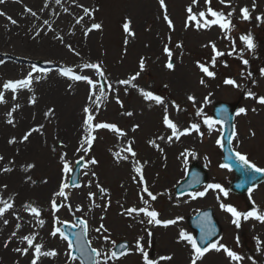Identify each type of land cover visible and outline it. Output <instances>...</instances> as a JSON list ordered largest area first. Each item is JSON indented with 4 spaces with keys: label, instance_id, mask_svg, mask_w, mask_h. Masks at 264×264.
<instances>
[{
    "label": "rangeland",
    "instance_id": "374dc122",
    "mask_svg": "<svg viewBox=\"0 0 264 264\" xmlns=\"http://www.w3.org/2000/svg\"><path fill=\"white\" fill-rule=\"evenodd\" d=\"M230 2L231 9L221 5L219 0H212V6L225 14L235 9L232 17L234 30L230 36L236 41L237 49L231 55H228L231 51L230 41L222 38L218 28L199 31L194 27L185 29V10L191 0H165L167 14L174 23V31L169 30L162 19L164 9L160 7L159 0H61L60 4H56L55 0H4L0 3V12L4 13L0 16V61H3L0 63V84L26 77L33 71V63L42 62L47 67L44 69L46 71L34 72L31 91H20L15 100H12L10 92H5L7 103L0 104V156L4 158L0 161V198H14L13 210L5 215L9 223L4 225L0 221V264H28L29 256H21L13 251L15 247L26 246L16 238H11L7 248L3 247L17 223L21 225L18 236L38 233L36 242H43L45 250L54 249L59 253L54 259L42 258L43 264H78L69 262L65 256L64 253L68 251L67 243L50 235V230L57 225L50 211V199L58 191L61 182L68 183L70 177V173L62 171L61 156H64L71 168L80 157L85 160L95 158L98 161L97 165H89L83 170L80 189H67L69 201L64 203H70L73 209L77 205L84 206L83 211L73 214L67 208H61L55 214L59 217V224L73 223L76 217L87 220L90 228L89 241L94 248L102 252L112 249V244L103 240L104 235L110 234L116 245L125 240L137 243L143 237L141 243L154 260L161 255H171L172 261H162L161 264H190L191 249L184 242L177 243L179 233L186 230L187 214L194 215L199 209L211 207L224 227L223 238L218 244L226 245L242 255V264H252L253 260L256 264H264V224L251 219L242 220L241 226L236 228L231 223V216L220 208V204L224 203L241 212L251 211L253 206L264 212V184L251 193V199L249 195L236 197L230 193L229 184L234 175L220 167L222 151L221 145L216 143L220 140L221 128L214 125V130L209 135L208 127L203 122L205 118L212 120V106L216 102L241 101L240 108H246L247 115H236L233 149L246 154L256 166L264 168V105L248 96L251 92L257 99L264 97V24L255 20L257 15L264 14V0H255V11L252 12L253 18L250 21H242L239 10L244 6L251 10L253 0ZM79 5L92 11L94 19L85 17L81 24H76V19L83 15V9ZM203 5L204 0H200L193 11L203 10ZM26 9H31L37 15L32 16ZM9 17L16 23L12 24ZM45 20L48 25L44 24ZM125 20L131 21L134 37L124 33L122 25ZM92 23H100L102 29L93 30L85 36V27ZM49 25L52 30H49ZM37 31L40 35H36ZM248 33L253 36L256 45L254 51H248L239 40L240 35ZM57 36L63 37V43L56 39ZM211 43H215L225 53L217 58L214 67L211 66V47L204 46ZM166 44L173 52L174 71L164 66L167 57L163 48ZM177 44L182 47H176ZM66 45H71L79 55L70 52ZM241 52L243 58L249 61L247 66L241 62ZM141 59L144 60L145 71L134 81L138 87H129L126 94L125 86L116 84V81L127 79L138 72ZM85 62L100 63L107 81L118 90L109 92L105 84L107 99L101 104L96 121L116 124L127 133L118 138L110 131L99 130L95 133L97 139L93 148L87 154L78 152L77 149L83 135V108L88 106L89 86L61 77L58 72V69L71 67L77 73L89 75L94 81L99 80L92 70L81 72L79 66ZM197 62L206 63L216 74L215 79L204 76L197 68ZM202 78L205 80L204 85L200 84ZM225 79H234L238 87L225 85ZM100 83L103 84L104 81ZM139 89L159 94L168 106L170 119L181 129L198 123L203 136L193 132L179 140L174 139L172 143L157 139L161 135H170V130L162 123L164 105L145 100ZM161 89L163 92H159ZM117 95L123 102V107L116 103ZM188 95L196 97V105L187 100ZM33 96L36 98L35 104L30 102ZM205 97H208L207 103H204ZM171 101L180 105L179 113L171 106ZM15 105L19 107L12 113L14 124L10 125L6 122L7 113ZM197 108H202V115H196ZM49 109H54V112L45 116ZM127 111H131L133 115H124ZM136 124L140 127L133 132L132 127ZM33 128H39V131L33 132L28 141L21 142L23 135ZM12 139L16 143L10 144ZM150 140H156L163 153L151 147L148 143ZM129 142H133V149L139 152L143 162L164 160L163 163L159 161L157 171L153 166L149 167L147 162L144 163L143 172L148 177L167 173L171 178L180 174L181 177L176 178L180 181L183 175L185 177L184 164L198 162L207 167L210 184H220L228 192V196L209 190L203 198L191 197L179 201L167 196V189H170L172 181L167 183V179L148 178L150 189L163 197L151 203V206L157 208L161 220L175 219L177 223L161 229L160 226L156 228L146 222L139 223L142 219L146 220L144 216L130 218L120 215L123 208L115 196L117 193L124 196L134 172L131 158L117 164L112 153L120 151ZM142 152L145 159L142 158ZM182 152L189 154L186 162L180 155ZM28 164H35V167L25 170ZM5 166L12 168V171L3 172ZM93 172L96 173L95 176L92 175ZM97 183L108 192V200H98L97 195L95 203L100 204V208L92 207V202L88 199L89 192L98 194ZM3 185H7V188L4 189ZM132 188V200L128 202L130 205L139 201L138 194L134 195ZM56 199L62 202V198ZM109 199L110 207L105 212L103 205ZM25 203H32L42 211L40 218L45 220L42 228L33 217L23 211L22 205ZM12 212H16L21 219L17 221ZM101 216H104L103 220L100 219ZM101 223L109 230L107 233L95 231ZM148 231L153 233L151 237L148 236ZM257 238L262 242L260 250L257 249ZM134 250L136 251V247ZM131 256L110 264H129L137 256L142 258L138 252ZM141 262L143 264V260ZM134 264H140L139 260L137 263L134 261ZM198 264H229V261L223 252L209 251Z\"/></svg>",
    "mask_w": 264,
    "mask_h": 264
},
{
    "label": "snow or ice",
    "instance_id": "6c2138e0",
    "mask_svg": "<svg viewBox=\"0 0 264 264\" xmlns=\"http://www.w3.org/2000/svg\"><path fill=\"white\" fill-rule=\"evenodd\" d=\"M4 0H0V3H3ZM56 4H60L61 0H55ZM200 0H191V4H189L186 8V19L184 22L185 29L189 27H194L197 31L199 30H210L212 27H216L220 30L222 33V38L225 40L230 41L231 45V51L228 53V55H231L233 52H236L237 45L236 41L231 38L230 34L234 30V25L232 23V17L235 13V9H232L225 14L223 11L216 10L212 6V0H204L203 10H199L194 12L193 8L194 6L198 5ZM219 3L221 5H224L225 7H228L231 9V2L230 0H219ZM160 7L164 9V13L162 16L163 21L166 23L169 30L174 31V23L170 19L169 15L167 14V7L165 4V0H159ZM45 7H47V4H45ZM83 9V15L79 16L76 19V24H81L82 21H84L85 17H88L90 19H94L93 12L90 11L88 8L84 7L83 5H79ZM26 11L30 12L32 16H36V12L32 11L31 9H26ZM67 11V9H65ZM255 11V0H253V6L250 10L249 7L244 6L240 8L239 10V17L242 21H250L252 20V12ZM4 15V13L0 12V16ZM9 20L12 24H15V20H11L9 17ZM255 20L260 22L261 24H264V14L257 15L255 17ZM45 25H48V21H44ZM123 31L127 34V36L134 37L135 33L131 29V21L125 20L123 25ZM102 25L100 23H92L90 26L85 27L84 29V35L87 36L90 32L93 30H101ZM49 30L51 29V26L49 25ZM36 35H40V32L37 31ZM56 39H59L63 43V37L57 36ZM171 38L169 37V40ZM240 42L243 44V46L248 51H254L256 45L253 39V36L251 33L243 34L239 36ZM127 43V40H125V44ZM68 47V50L70 52H73L76 55H79L78 52H75V49L72 48L71 45H66ZM205 47L210 46L212 50V57H211V66L214 67L217 58L222 57L225 55L224 52L220 51L215 43H211L210 45H204ZM176 47H182L181 44H177ZM163 52L165 56L167 57V61L165 63V68H167L170 71L175 70V64L173 62V52L166 44L163 48ZM240 59L241 62L247 66L249 61L247 59L243 58V52L240 53ZM0 63H3V61H0ZM197 68L199 71L206 77L210 79H215V73L210 70L209 66L206 63H200L197 62ZM81 68V72L84 70H92L95 72V74L99 77V80H93L89 75L85 74H78L73 68L71 67H65L62 69H58L59 75L61 77L67 78L68 80H71L73 82H83L89 86L88 89V106H85L83 108L84 117L82 120V128H83V135L79 143V148L77 149L78 152H83L87 154L90 152L93 148V144L97 139V136L95 135L96 132L99 130H107L112 133H114L118 138L124 137L127 135L126 132H124L122 129H120L116 124L108 123V122H97L96 121V114L99 112V109L101 107V104L107 99V94L105 92V84L107 85L108 91H118L117 89L113 88V85L109 83L106 79L105 72L101 66L100 63H91V62H85L82 65L79 66ZM145 63L144 60L141 59L139 61V71L135 74L129 76L127 79H121L116 81V84L125 86V92L127 94V89L130 88H137L138 86L134 83L139 77L142 72L145 71ZM33 71L29 72L26 77L18 79V80H7L4 81L2 84H0V104L7 103L5 99V92H10L12 94V100H15L17 98V94L24 90L28 89L31 91L32 84H33V74L34 72H41L46 71L44 69L38 68L36 65H32ZM262 74H264V70H262ZM250 75V74H249ZM100 81H104L103 84L100 83ZM200 84L204 85L205 80L202 78L200 80ZM225 85L238 87L237 82L234 79H225L224 80ZM71 87V85H69ZM140 95L147 101H154L157 105H164V114L162 117V123L165 128L170 130V135L167 137L161 135L158 136L157 139L159 140H166L167 143H172L173 140H179L181 137L186 135H191L193 132H196L203 136V133H201L200 125L198 123H192L188 127L181 129L179 125L174 122L172 119H170L168 115V106L165 104V101L162 97L159 95L153 94L151 91H146L144 89H139ZM248 96L252 99H256L257 103L264 105V97H259L258 99L253 96L251 92L248 93ZM116 103L119 104L121 107H123V102L119 99V96L117 95L115 97ZM187 100L192 104L196 105L197 100L194 95H188ZM30 102L32 104L36 103L35 96L31 97ZM208 102V97L204 98V103ZM171 106L176 110L177 113L181 111V107L178 103L175 101H171ZM19 107V105L13 106L11 111L7 113V123L10 125L14 124V120L12 118V113L16 111V109ZM252 111H256V109H252ZM54 112V109H49L48 112L45 113V116H50ZM202 108H197L196 115L200 116L202 115ZM127 116H132L133 113L131 111H127L123 113ZM237 116L240 115H247V109L241 107L239 111L236 113ZM204 124L208 127L209 135L214 130V125L220 124V120H211L208 118L204 119ZM40 127H43L42 125ZM140 127L139 124H136L132 127V131L135 132ZM39 128H33L26 132L21 142H26L29 140V137L32 135L33 132H38ZM233 137L236 136V133L233 132ZM253 135H255L253 133ZM10 144L16 143L15 139H12L9 141ZM151 147L157 149L161 153H163V149L160 148V146L156 143V140H150L148 142ZM218 145H221V141L218 139L216 141ZM229 143H231V138L229 139ZM133 142L127 143L126 146L121 147L120 151L113 152L112 155L115 159V162L117 164H120L121 161L127 162L129 160V157L133 158L132 163V171L135 173V175L132 176V180L140 185V194L139 199L141 203L144 205L143 207H128L124 208L123 205H121V208H123V211L120 213L122 216H127L130 218H135L143 214V216L146 218V220H140L139 223H147L152 226H161V227H169L171 225H174L177 223V220L175 219H168V220H161L160 213L156 211L154 208L151 207L148 200H145L144 195L146 194L147 197L150 198L151 201H155L157 199V196L154 195L151 191H149L148 186L146 184L145 178H144V172H143V165L140 163L139 160L135 159L137 157V152L134 151ZM122 153H127V155H122ZM66 155V154H65ZM185 158V162L187 160L188 153L182 152L180 154ZM234 156L236 158V161L239 162V166L245 170H251L254 173H258L261 176H264V168H260L256 166L253 162H251L246 154H242L239 151H236L234 153ZM4 158L0 156V161H2ZM61 160L63 162L62 171L63 173L67 174L72 171V168L70 167L67 160L64 159V156H61ZM76 164L83 165L84 167H88L89 165H97L98 161L95 158H91L89 160H85L84 157H80L76 161ZM35 167V164H28L25 170H30ZM222 168H228L229 166L227 164L220 165ZM3 172H11L12 168L10 167H3ZM87 175V173H85ZM93 176L96 175L95 172L92 173ZM30 179V178H29ZM47 183V181H44ZM91 185L89 184V187ZM69 187L72 188H79L81 187L80 184L73 182L71 185L67 182H61L59 185L58 191H56L53 195V197L50 199V211L54 218V223L59 224L60 220L59 217H57L55 214L60 211L61 208H67L69 212H82L83 208L79 205H77L74 209L73 206L70 203H64L69 201V192L67 189ZM98 189L97 193H88V199L92 202V207L100 208L102 207L100 204L95 203V198L97 195H99V198L103 199L104 197L108 196L107 190L102 187L99 183L96 185ZM3 188L6 189L7 185H3ZM212 190L214 192L222 193L224 197L228 196V192L218 183L216 184H208L204 191H196V192H190L189 195L193 198H203L207 195L208 191ZM249 198L251 199V192L253 189L249 188ZM56 197L62 198V202L58 203ZM219 199V197H217ZM0 221L4 225H7L9 223V220L5 218L6 213H8L10 210H13L14 208V198L10 199H3L0 198ZM108 207H110V199L109 201L103 205V210L106 212ZM220 208L222 211L228 213L231 216V223L235 225L236 228H239L241 226V222L248 221V220H255L261 224H264V212L257 209L255 206H253V209L251 211L241 212L236 207L231 205H226L224 203L220 204ZM23 211L27 212L31 217H33L36 221V224L39 225V227H43L45 224V220L40 218L42 216V211L34 206L32 203H25L22 205ZM91 211V208L89 209ZM12 215L15 217L17 221L21 219V217L16 213L12 212ZM101 220L104 219V216L100 217ZM76 220L78 221V226L81 228L82 233L84 235L87 234L88 227H87V220L82 219L81 217H76ZM65 225H67V222H64ZM77 225H73L75 227ZM21 225L17 223L15 225V230L11 232V237L8 241H6L3 244L4 248L8 247V244L11 242V238H16L20 244L26 245L25 247H15L13 249L14 252L19 253L21 256H29L28 264H43L42 258H56L59 253L54 250H45V245L43 242H36L38 233L29 234V235H20L18 236L17 233L20 231ZM97 233H107L109 230L104 226L103 223L99 225L95 229ZM148 236L151 237L153 233L151 231H148ZM50 235L53 238L59 237L60 239L67 242V248L68 251L65 252V256L68 257L69 262L76 261L78 257L73 254L75 251L73 246V241L69 238V235L65 233V231L61 227H53L50 230ZM213 235V229L208 226L204 225L201 229V243L204 244V247H201L200 244L197 243V241L191 236L186 234L185 232L181 231L179 233V238L177 240V243L179 242H186L188 245H190L191 249V255H190V264H198L199 261H202L206 253L209 251H215L217 253L223 252L226 258L229 261V264H242L244 257L240 254H238L236 251L228 248L226 245L211 243L209 244L208 241L210 240L211 236ZM79 235L77 236V243H79ZM103 240L105 243H111L112 249L101 251L97 248H90V250L85 249V247L81 246L80 251V264H109V261H116L121 259L123 256L128 255L127 251V245H116L115 241H112L109 235H104ZM141 240H143V237H141L139 240H137L136 243V251L141 254L143 264H161L162 261H172L173 256L171 255H161L158 259H152L149 257L148 251L145 250L144 245L141 243ZM261 241L257 238V249L260 250ZM150 246V245H149ZM119 248V250H117ZM31 253V255H29ZM252 264H256V262L253 260Z\"/></svg>",
    "mask_w": 264,
    "mask_h": 264
},
{
    "label": "water",
    "instance_id": "95a60500",
    "mask_svg": "<svg viewBox=\"0 0 264 264\" xmlns=\"http://www.w3.org/2000/svg\"><path fill=\"white\" fill-rule=\"evenodd\" d=\"M226 111H228V110H226ZM228 112H225V114L228 116L227 121L229 123V126H231V122H232L234 111L233 110H229ZM226 159H227V161L237 162L236 158H234L231 153H228ZM238 168H240V171H241V172L238 171V175L242 174L241 175V181L243 182L242 186H244L245 188H249L253 184H256L257 181H254V179L256 180V178H264V176H261L258 173L256 174V173L252 172L251 170H245V169L241 168L239 165H238ZM242 172H244V173H242ZM234 188H236V186H234ZM67 235H69V238L73 241V246H74L76 254L80 255L79 249H80L81 246L84 247V243H81L80 240H79V243H77V235H76V232L73 231V230H69Z\"/></svg>",
    "mask_w": 264,
    "mask_h": 264
}]
</instances>
